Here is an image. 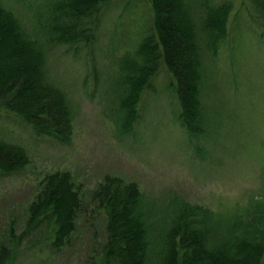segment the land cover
<instances>
[{
	"label": "trees",
	"instance_id": "trees-1",
	"mask_svg": "<svg viewBox=\"0 0 264 264\" xmlns=\"http://www.w3.org/2000/svg\"><path fill=\"white\" fill-rule=\"evenodd\" d=\"M245 1L254 25L264 27V0ZM5 2L0 0V179L30 164L27 146L10 136L8 126L36 142L70 143L78 85L87 87L91 76L104 85L107 118L122 135L136 132L144 119L147 131L155 106L169 94L170 114L187 137L188 152L198 157L205 156L202 144L216 131L226 102L244 86L239 73L218 67L234 0H46L26 4L28 19ZM112 20L117 23L104 32ZM85 48L94 71L73 88L62 85L51 75V65L59 72L51 58L80 65ZM94 49L113 59L110 76L101 75ZM80 188L70 171L48 173L23 232L10 229L0 242V264H17L23 249L56 253L70 246L85 211ZM90 199L104 215L105 237L88 264H264V193L251 217L246 211L230 220L183 200L168 209L153 207L136 183L111 176Z\"/></svg>",
	"mask_w": 264,
	"mask_h": 264
},
{
	"label": "rangeland",
	"instance_id": "rangeland-1",
	"mask_svg": "<svg viewBox=\"0 0 264 264\" xmlns=\"http://www.w3.org/2000/svg\"><path fill=\"white\" fill-rule=\"evenodd\" d=\"M25 1L6 0L5 4L25 19L32 17L26 4H46V0ZM250 8L249 1L234 0L229 42L223 48L218 67L221 73H239L244 86L228 99L216 131L204 140V158L195 156L192 149L188 152L187 137L170 114L169 94L163 95L155 106L157 110L152 113L147 131L148 122L144 119L136 132L119 134L105 112L104 85L96 84L94 76L89 78L87 87L83 83L78 85L70 143L36 142L24 129L15 124L8 126L10 136L27 146L30 164L21 172L0 179V242L5 241L10 229L16 234L23 232L28 207L48 173L70 171L85 201V211L77 220L70 246L56 253L46 247L23 249L17 264H88L105 237L104 215L94 210L90 197L108 176L136 183L156 208L168 209L183 200L208 208L226 220L246 211L250 216L255 200L264 193V27L254 25ZM116 21L106 22L102 30H111ZM102 45L105 46L103 39ZM231 49L234 58L230 57ZM90 50L85 48L78 54L80 65L57 62V57H52L49 65L56 64L59 72L51 65V75L55 74L62 85L75 87L85 73L94 71L95 63L86 65L92 60ZM94 54L101 75L110 76L116 66L110 61L113 59L99 56L95 49ZM243 65L249 69L247 72ZM207 96L206 93V99Z\"/></svg>",
	"mask_w": 264,
	"mask_h": 264
}]
</instances>
